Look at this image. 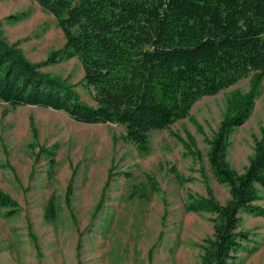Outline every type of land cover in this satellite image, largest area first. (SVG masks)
<instances>
[{"label":"rangeland","instance_id":"374dc122","mask_svg":"<svg viewBox=\"0 0 264 264\" xmlns=\"http://www.w3.org/2000/svg\"><path fill=\"white\" fill-rule=\"evenodd\" d=\"M0 30L31 62L65 42L54 16L33 0H0ZM40 69L94 104L76 56ZM250 84L251 74L201 97L188 116L150 131L144 150L122 125L80 123L61 110L0 100V191L13 201L0 206V264H201L214 214L187 206L200 196L230 197L207 152L225 115L235 112L229 99ZM263 129L264 79L246 120L228 134L230 167L244 171ZM258 192L255 203L264 207V189ZM239 229L248 238L230 264H264V216L241 212Z\"/></svg>","mask_w":264,"mask_h":264},{"label":"trees","instance_id":"16d2710c","mask_svg":"<svg viewBox=\"0 0 264 264\" xmlns=\"http://www.w3.org/2000/svg\"><path fill=\"white\" fill-rule=\"evenodd\" d=\"M50 12L64 35L61 49L31 62L0 30V100L15 107L61 110L87 124L124 127L125 138L144 150L149 133L188 116L201 97L251 74L250 90L229 99L227 113L207 152L209 166L230 197L193 199L188 209L209 211L212 234L201 264H230L247 233L241 212L264 216V129L243 172L226 161L227 138L246 120L264 79V0H33ZM76 56L94 104L40 67ZM13 201L0 191V206ZM52 202L46 207L53 213ZM9 215L14 214L10 211Z\"/></svg>","mask_w":264,"mask_h":264}]
</instances>
